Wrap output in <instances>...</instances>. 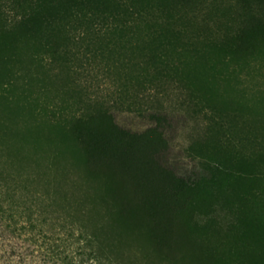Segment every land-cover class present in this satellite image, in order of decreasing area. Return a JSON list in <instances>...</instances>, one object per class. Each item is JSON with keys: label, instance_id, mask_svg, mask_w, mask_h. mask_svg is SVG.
Returning a JSON list of instances; mask_svg holds the SVG:
<instances>
[{"label": "trees", "instance_id": "16d2710c", "mask_svg": "<svg viewBox=\"0 0 264 264\" xmlns=\"http://www.w3.org/2000/svg\"><path fill=\"white\" fill-rule=\"evenodd\" d=\"M263 64L264 0H0V230L36 264H264V88L231 83Z\"/></svg>", "mask_w": 264, "mask_h": 264}, {"label": "rangeland", "instance_id": "374dc122", "mask_svg": "<svg viewBox=\"0 0 264 264\" xmlns=\"http://www.w3.org/2000/svg\"><path fill=\"white\" fill-rule=\"evenodd\" d=\"M249 69L250 74H247V72L243 70H236L237 73L232 78V82H230L239 87L242 85L252 86L251 90H242L237 97L240 100L247 101L250 105H254V103L256 102V97H254L253 92H259V90L264 88V75H260L251 68ZM261 72L264 74V64L261 67ZM100 77V86L102 88L100 94H106L108 97L110 96L111 100L114 99V96L115 98H118L117 92V95H114V84L112 83V81L108 80V77L102 74L100 75ZM227 86V81L223 80L220 82V91L223 94V97L227 95L225 94V89L227 88ZM91 89L93 90L94 87H92ZM112 93L113 95H111ZM178 96L179 93H173V95L171 93V98L168 101L164 99V102L167 105H169L170 102L175 104L174 101L178 100ZM161 98H163V96H161ZM37 101V111L43 115L42 117L45 118H48L50 116L51 109H55L57 106L56 104H50L49 106L44 97H39V100ZM123 106H127V103ZM132 108V110H129L127 109V107H124L125 110L119 112V117L120 120L127 123L126 125L137 127L140 125L138 123L139 121H141L142 117L139 115V111L136 109V106ZM18 124L23 123L18 122ZM195 125L196 124H174V145L171 149V159L172 161H177L181 166H191L192 162H190V160L184 156L183 149L188 145L189 133L193 131ZM40 244H42V240L34 241L33 236H31L30 233L12 234L8 231L0 230V264H19V256L24 260L22 264H36L37 260H43L41 253H44V248L40 247Z\"/></svg>", "mask_w": 264, "mask_h": 264}]
</instances>
